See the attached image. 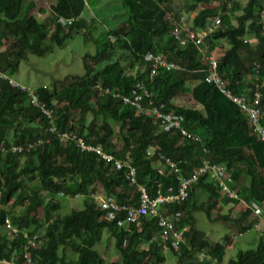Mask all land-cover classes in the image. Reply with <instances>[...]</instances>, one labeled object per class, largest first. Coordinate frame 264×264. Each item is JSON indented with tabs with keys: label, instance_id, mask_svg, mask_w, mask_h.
<instances>
[{
	"label": "trees",
	"instance_id": "trees-1",
	"mask_svg": "<svg viewBox=\"0 0 264 264\" xmlns=\"http://www.w3.org/2000/svg\"><path fill=\"white\" fill-rule=\"evenodd\" d=\"M132 1L122 0L128 18L108 28L103 40L95 39L94 53L83 54V73L67 74L31 89L11 76L28 51L43 54L53 42L64 43L78 29L83 30L84 38L92 36L91 24L82 15L85 0H55L49 15L42 19L34 9L44 13L46 8L37 7L34 0H0V46L4 45L0 50V145H23L18 152L0 150V256L24 261L25 228L29 236L40 230L35 244L28 248L37 264H106L94 244L107 230L120 255L119 261L107 264H165L157 217L145 214L136 222L118 225L124 211L109 218L95 201L94 195H112L119 202L138 201L137 187L126 179L124 169L97 160L95 152L81 149L76 139L60 140L51 125L56 132H74L115 156L128 158L136 167L138 183L146 185L151 195L158 188L166 193L169 187L173 191L178 187L166 158L190 175L206 157L225 164L240 187L239 195L243 188L248 203H264V147L258 134L247 114L205 80L206 64L200 49L192 42L179 45L170 34L171 20L166 16L181 8L193 12L191 26L197 30L207 17L219 13L221 27L204 41L217 56L218 71L229 88L251 98L258 83L259 105L264 111V0H248L235 15V22L231 14L240 5L237 0H231L230 5L222 0L201 9L198 5L210 0H180L182 7H177L175 0H151L150 6L137 0V7ZM29 3L21 15L22 6ZM59 15L73 20L62 24ZM251 35L254 41H244ZM117 47L124 52L123 60L115 56ZM146 51L164 53L184 68L159 66L150 79ZM254 61L259 63L257 78ZM4 74L17 84L12 85ZM138 80L151 89L154 103H164V111L182 114L183 125L199 139L183 136L175 128L165 129L147 107L123 102L119 94H129ZM29 91L36 101L31 100ZM185 96H191V103L182 99ZM261 122L264 124V116ZM159 161L166 168L159 167ZM203 192L206 197L201 200ZM77 193L84 197L83 207L59 214L56 196ZM218 202L231 201L221 197L214 181L201 176L190 184L185 199L162 205L163 212L180 210L176 225H187L176 251L177 264H222L225 248L237 240V234L253 227L256 219L247 207L232 219L239 232L223 235V242H209L196 226L192 211L202 209L210 219L229 218L217 207ZM6 216L20 231L10 232L5 227ZM258 235L254 247L238 249L225 264H264V234L258 231ZM68 248L76 253L73 259L66 257ZM197 252L205 253L206 259L199 260Z\"/></svg>",
	"mask_w": 264,
	"mask_h": 264
},
{
	"label": "built area",
	"instance_id": "built-area-1",
	"mask_svg": "<svg viewBox=\"0 0 264 264\" xmlns=\"http://www.w3.org/2000/svg\"><path fill=\"white\" fill-rule=\"evenodd\" d=\"M227 3L230 5L231 0H228ZM166 16L171 20L170 34L173 36L175 41H177L181 46L192 42L200 49L206 64L204 67L205 80L213 83L225 97L234 102L242 112L247 114L253 130L258 134L264 147V124L261 122V119L264 116V111L259 105L261 92L259 90L258 83L255 82V88L251 98H249L247 93L243 91L235 92L229 88L226 80L218 71L217 56L214 54L213 50L208 48V45L204 41L207 35L221 27L220 14L217 13L207 17L197 30L193 29L191 26L193 12H186L183 8L169 11ZM57 19L62 24L70 23L73 20L72 17H57ZM110 37L111 39H114L112 36ZM244 41L252 42L254 39L244 38ZM144 59L150 62V69L148 73V78L150 79L159 66H163L168 69L184 68L183 65L177 61L169 59L164 53L146 51L144 53ZM258 68L259 63L254 61L253 70L256 78ZM5 76L12 85L17 84L13 78L7 75ZM28 94L31 95L32 101H36L37 98L34 93L29 91ZM115 94L118 95V93ZM119 96L122 97V100L125 103H131L138 108L147 107V110L153 113L156 121L161 123L165 129L175 128L178 129L183 136L195 140L199 139V135L197 133L189 131L183 125L184 117L182 114L173 111H164V103L160 102L156 104L153 102L151 97L152 91L144 84L143 80H138L135 86L131 88L129 94H119ZM143 100L146 101V104L141 102ZM43 111L47 114L50 113V110L46 108H43ZM50 129L60 140H65L67 138L76 139L77 144L81 149L94 151L97 160H103L107 163H111V165L117 169H124L126 179L131 184H135L137 187L138 201L136 203L119 202L112 195H104L102 198H99L98 201L96 200V203L100 208L107 211L109 218H114L118 212L124 211V217L117 220L118 225L136 222L142 215L145 214H151L152 216L157 217V223L160 226L158 237L164 241L165 249L172 248L178 250L179 243L184 241V231L186 228L185 226L176 225L177 220L181 216L180 210L163 212L162 205L170 201H181L185 199L188 195L190 184L198 180L201 176H205L206 178L214 181L223 197L229 198L230 201H237L239 204V210H244L249 207L256 219L252 228L258 229L262 234H264V203L255 200H252L250 203L244 201L242 202L238 193V188L235 186L232 178L231 171L222 162L210 161L208 158L203 157L200 164L192 169L190 175H185L181 166L177 165L175 161L166 158V162L176 174L175 176L178 179V187L174 191L171 190V187H169L166 193L162 192L160 188H158L155 195H151L146 185L138 183L136 167L128 160V158L115 156L113 153L106 151L101 144L86 142L82 136L77 135L74 132L72 134L67 131L56 132L54 125H51ZM31 145L32 143H29V146ZM22 149L23 145L21 143L11 142L9 146L4 144L0 145V150L4 152H18L22 151ZM76 195L80 194L77 193ZM4 225L10 232L16 233L17 231H20L19 226L13 224L9 216L5 217ZM22 231L23 236L26 238L24 244V261L22 263H18L13 258L0 256V264H37L31 257L28 248L29 246L35 244L38 235L34 233L32 236H29L25 228H22ZM238 236H241V234H237L236 238ZM168 241L170 244L167 243ZM200 255H202V253H200Z\"/></svg>",
	"mask_w": 264,
	"mask_h": 264
},
{
	"label": "rangeland",
	"instance_id": "rangeland-1",
	"mask_svg": "<svg viewBox=\"0 0 264 264\" xmlns=\"http://www.w3.org/2000/svg\"><path fill=\"white\" fill-rule=\"evenodd\" d=\"M54 1L55 0H34L37 7L42 6L46 8L44 13L37 11L38 8H36L37 10L34 9L36 17L39 19H42L44 16L47 17V15H49L50 13V5ZM221 1L222 0H210L209 2H202L198 5V8L201 9L207 6L210 7L213 5H218V3H221ZM237 1H239L238 3H240V5L236 9H234L231 14L233 22L236 21L235 15L241 12V8L246 4L248 0ZM132 2H134L133 7H137L139 5L137 3V0ZM150 2L151 0H140V5L146 3V5L150 6ZM175 4L177 5V7H179L180 0H175ZM29 7L30 3L23 5L20 14L23 15ZM180 7H182V5ZM82 15L84 18L88 19V24H91L89 28L92 29V36H88V38L86 39L84 38L83 30L78 29L73 31L72 34L64 41V43L58 44L56 42H53L50 45L49 49L43 54H36L34 52L28 51L26 57L20 60L18 69L11 76L23 86L35 89L37 87H40L41 85H49L54 80L63 78L67 74L83 73V54L94 53L96 50L95 39L103 40L106 36V30L108 28H113L124 22L128 18V9L124 6L122 0H85V8L82 12ZM58 17L66 18L65 16L61 15H59ZM249 38L254 39L252 35ZM47 43H49L48 40ZM3 48L4 45L0 46V50ZM115 56H120L123 60V50L117 47ZM182 99L188 103H191L190 101H192L191 96H185L182 97ZM86 117L87 119H90L91 114H87ZM158 166L162 169L166 168L163 161H159ZM235 186L238 188V185ZM41 193L45 194L46 191L44 189H41ZM45 197H49V195H45ZM205 197L206 195L204 194V192L199 196L201 200H204ZM221 197H223V195H221ZM56 198L60 202V207L58 208L59 214L68 213L72 208L83 207V195L56 196ZM96 199L98 201L99 195H97ZM235 203L238 204L237 201ZM234 204L229 208L227 206H224L223 204H221L223 206H217L220 208L222 213H226L229 216V218L227 219H210L202 209L192 211L196 226L206 234L209 242H223V235L229 234L233 236L235 233L239 232L236 224L232 220L233 217L240 212L239 206H235ZM39 233L40 230L35 232L36 235H39ZM108 233V231H105L103 238L101 239L102 241H99V248L101 250L105 246L104 241H107ZM258 236V231L255 228H249L244 231L241 236L237 237V240H234L225 248V253L223 255L221 263L225 264L229 258L234 257L238 249H248L254 247L257 243ZM110 247L112 248L111 244ZM111 251H116L117 253L116 249ZM176 251L177 250L175 249L167 248L163 252L162 249V252L165 256V264H177L176 261L178 253ZM200 253L201 252L196 253L198 259L205 260L206 254L202 253V255H200ZM75 256L76 253L74 251L70 250L69 248L66 250L67 258L73 259Z\"/></svg>",
	"mask_w": 264,
	"mask_h": 264
},
{
	"label": "crops",
	"instance_id": "crops-1",
	"mask_svg": "<svg viewBox=\"0 0 264 264\" xmlns=\"http://www.w3.org/2000/svg\"><path fill=\"white\" fill-rule=\"evenodd\" d=\"M244 184V183H243ZM239 187V186H238ZM239 189H240V187H239ZM244 191V189L242 188V195L240 194V197H241V201L243 202H247V200H245V193L243 192ZM57 196H63V195H57ZM75 196H80V195H75ZM104 195H99V198H102ZM96 197H97V195H95L94 196V198H95V201L97 200L96 199ZM250 200V199H249ZM222 202V201H221ZM221 202H218L219 203V205H221ZM234 203H232V201L231 202H226V204H224V206H227L228 208L229 207H231L232 205H233ZM235 206H239L238 204H234ZM240 211V210H239ZM57 212H58V210H57ZM185 226V228H187V225H184ZM257 231H259L258 229H256ZM105 231L107 232V230H103V234H102V237H101V239L103 238V235H104V233H105ZM110 233V232H109ZM109 233L107 234V236H108V238H107V241L105 242L104 241V243H105V246H104V248L101 250L100 248H99V241L101 240H98L95 244H94V247L100 252V254L102 255V257L104 258V260H105V262H106V264L107 263H109V262H112V261H119L120 260V255H119V253H118V250H117V248L115 247V245H114V236H112V235H109ZM242 235V234H241ZM102 241V240H101ZM110 244L112 245V248L110 247ZM114 249H116L117 250V253H116V251H111V250H114ZM166 249H165V247L163 246V252L165 251Z\"/></svg>",
	"mask_w": 264,
	"mask_h": 264
}]
</instances>
